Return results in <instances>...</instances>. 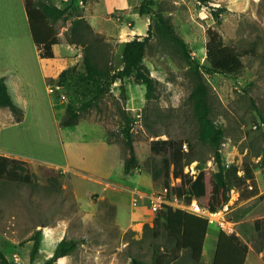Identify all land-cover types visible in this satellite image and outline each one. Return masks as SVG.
Returning a JSON list of instances; mask_svg holds the SVG:
<instances>
[{"label": "rangeland", "instance_id": "1", "mask_svg": "<svg viewBox=\"0 0 264 264\" xmlns=\"http://www.w3.org/2000/svg\"><path fill=\"white\" fill-rule=\"evenodd\" d=\"M31 1L50 10L58 41L52 59L37 56L24 0H0V77L22 114L16 122L9 109L0 108V155L25 162L20 173L31 176L30 183L0 179V250L9 264H43L61 239L78 245L56 264H156V254L164 261L174 243L162 222L154 223L152 199L160 196L161 205L194 211L152 179L153 173L162 178L166 155L152 154L150 144L181 140L190 161L185 171H217L211 149L197 139L189 101L195 63H205L208 28L217 30L243 63L234 75L205 74L210 116L223 130L224 162L239 169L251 166L262 195L240 199L232 189L227 204L209 217L212 222L202 216L209 226L200 260L183 250L165 264H211L219 230L241 236L248 249L245 264H264L259 201L264 196V0H148L144 14L138 11L144 0ZM57 10L63 14L53 19ZM157 14L189 46L191 57L162 34ZM149 26L142 64L154 79L153 97L146 99L145 86L132 78L116 81L76 125L61 127L68 105L78 108L95 94L94 84L76 80L85 72L84 57L91 67L112 74L122 68L124 43L145 37ZM70 42L74 44L67 50ZM63 71L67 79L59 83ZM120 110L133 119L139 168L130 175L123 172L127 149ZM37 232L39 251L30 261Z\"/></svg>", "mask_w": 264, "mask_h": 264}, {"label": "trees", "instance_id": "2", "mask_svg": "<svg viewBox=\"0 0 264 264\" xmlns=\"http://www.w3.org/2000/svg\"><path fill=\"white\" fill-rule=\"evenodd\" d=\"M202 4H207L211 0H198ZM146 5L151 2L144 0L138 8L139 14H144ZM24 10L28 22L29 32L33 44L36 46L38 56L41 59H52L54 57L52 47L58 44L53 34L49 18L50 10L47 7L39 8L31 0H24ZM220 11V10H218ZM63 14L62 10H57L53 19H58ZM218 17L219 13L214 12ZM156 22L162 34L177 45L187 57H191L187 51V44L182 38L177 36L168 23L167 19L160 14L156 15ZM78 22H73L71 28L74 29ZM146 36H139L127 41L122 49V68L112 74L102 72L89 64L88 57H84L85 72L79 74L76 80L89 82L95 85V94L92 99L81 104L78 108L68 105L64 115L59 122L61 127H71L78 123L81 113L90 109L98 98L105 95L109 87L116 81L122 83L123 79L132 78L137 84L146 88V99L153 97L155 91L154 79L150 76L142 64L145 54V47L150 39V26ZM207 41L205 43V63L202 66L195 63L193 70V87L189 94V101L193 118L198 127L197 139L202 144L208 146L212 153L217 171L199 170L197 174H190L184 168L189 165L187 152L183 149L181 140H156L150 144V152L154 155H166L162 160V178H158L157 173L152 174L153 180H159L163 189L181 200L192 208H200L209 212L220 211L229 201V193L232 189L240 192V199H249L258 194L256 180L252 173V167L244 164L242 169L235 165L227 166L221 152L223 130L211 119V108L208 102V85L205 74L234 75L242 67V55L233 48L223 43L220 33L213 29L206 30ZM70 44H74L70 42ZM203 69V71L201 70ZM67 79L66 72H61L59 83ZM0 108L11 111L19 122L22 118L20 108L14 103L8 91L5 79L0 77ZM120 117V133L127 149V157L123 162V172L130 175L139 168L136 149L132 137L133 119L125 110L118 112ZM25 162L0 155V179L6 178L11 181L30 183L29 171L21 175V165ZM261 212L264 216V196L259 197ZM162 222L167 236L173 241L174 246L165 255L154 257L156 264H165L177 258L180 251L189 250L192 258L197 262L200 260L206 238L209 222L207 219L179 208L163 205L156 212L154 223ZM255 232H259L257 223L253 224ZM33 245L29 253V260L33 261L39 251V232L34 236ZM78 242L73 239H61L55 246L53 254L43 264H56V262L69 256L76 249ZM247 246L242 242L241 236L233 230H219L216 247L211 264H245ZM0 264H9L8 260L0 250ZM132 264H141L136 260Z\"/></svg>", "mask_w": 264, "mask_h": 264}, {"label": "built area", "instance_id": "3", "mask_svg": "<svg viewBox=\"0 0 264 264\" xmlns=\"http://www.w3.org/2000/svg\"><path fill=\"white\" fill-rule=\"evenodd\" d=\"M62 1H64V2H66L67 0H62ZM80 3H82V1H80ZM55 89L56 90H59L60 89V87L59 86H55ZM48 93L49 94H53L54 93V90L52 89V88H48ZM164 191H166V193L168 192L167 191V189H163ZM176 199V198H175ZM152 206H151V208H152V210L154 211V212H157V211H159L161 208H162V206L163 205H161L162 204V200H161V197L160 196H158V198H154V199H152ZM168 206V205H167ZM194 212H191V213H193V214H195V215H198V216H200V217H202V216H207L208 217V219H209V217H213V216H215V215H217V214H215L216 212H214V213H212V212H209L208 210H204V209H200V208H196V209H192ZM204 218V217H203ZM206 219V218H205ZM207 219V220H208ZM209 221L210 222H212V219H209ZM208 221V222H209Z\"/></svg>", "mask_w": 264, "mask_h": 264}, {"label": "crops", "instance_id": "4", "mask_svg": "<svg viewBox=\"0 0 264 264\" xmlns=\"http://www.w3.org/2000/svg\"><path fill=\"white\" fill-rule=\"evenodd\" d=\"M71 46H73V44H67V50L71 47ZM36 47V46H35ZM36 52H37V56H38V51H37V49H36ZM52 52H53V49H52ZM68 54V53H67ZM70 54V53H69ZM53 55H54V52H53ZM55 56V55H54ZM38 58H39V56H38ZM54 58V57H53ZM40 60H43V59H41V58H39ZM7 85V84H6ZM7 88H8V86H7ZM8 91H9V89H8ZM10 93V92H9ZM11 95V94H10ZM12 97V96H11ZM12 100L14 101V99H13V97H12ZM14 103H15V101H14ZM16 104V103H15ZM17 105V104H16ZM18 106V105H17ZM106 144V143H105ZM107 146H109V147H112V148H115V146H113V145H108V144H106ZM115 150H116V148H115ZM118 153V152H117ZM67 166H72V165H67ZM258 195H262L261 194V191L259 190V194ZM255 197V196H254ZM254 197H251L250 199H252V198H254ZM192 209H196V208H192ZM219 232V231H218ZM217 236H218V233H217ZM204 246V245H203ZM203 251V250H202Z\"/></svg>", "mask_w": 264, "mask_h": 264}, {"label": "water", "instance_id": "5", "mask_svg": "<svg viewBox=\"0 0 264 264\" xmlns=\"http://www.w3.org/2000/svg\"><path fill=\"white\" fill-rule=\"evenodd\" d=\"M187 46V48H189V46L188 45H186Z\"/></svg>", "mask_w": 264, "mask_h": 264}]
</instances>
